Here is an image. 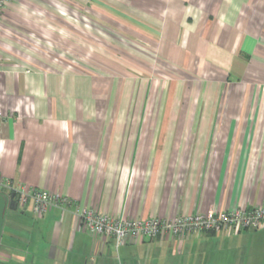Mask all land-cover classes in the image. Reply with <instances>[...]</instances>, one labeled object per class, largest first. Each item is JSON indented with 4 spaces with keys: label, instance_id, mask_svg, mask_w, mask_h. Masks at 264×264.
I'll return each mask as SVG.
<instances>
[{
    "label": "crops",
    "instance_id": "1",
    "mask_svg": "<svg viewBox=\"0 0 264 264\" xmlns=\"http://www.w3.org/2000/svg\"><path fill=\"white\" fill-rule=\"evenodd\" d=\"M1 28L5 178L116 218L264 207V0H11ZM0 264H264V230L116 248L16 207Z\"/></svg>",
    "mask_w": 264,
    "mask_h": 264
},
{
    "label": "built area",
    "instance_id": "2",
    "mask_svg": "<svg viewBox=\"0 0 264 264\" xmlns=\"http://www.w3.org/2000/svg\"><path fill=\"white\" fill-rule=\"evenodd\" d=\"M11 0H0L1 19L5 6ZM0 195L6 199L13 196L15 206L28 210L36 216L45 214L52 207L73 208L84 229L95 236L109 237L118 248L130 241L153 240L162 235L180 237L185 234L220 233L229 230H264V207H252L218 213H196L172 219L116 218L96 210L80 208L67 197L35 188H28L5 178L0 173Z\"/></svg>",
    "mask_w": 264,
    "mask_h": 264
},
{
    "label": "water",
    "instance_id": "3",
    "mask_svg": "<svg viewBox=\"0 0 264 264\" xmlns=\"http://www.w3.org/2000/svg\"><path fill=\"white\" fill-rule=\"evenodd\" d=\"M15 201L13 200V196L11 195L9 199L4 198L0 195V236H1V230L4 220V212L6 209L8 210H15Z\"/></svg>",
    "mask_w": 264,
    "mask_h": 264
},
{
    "label": "rangeland",
    "instance_id": "4",
    "mask_svg": "<svg viewBox=\"0 0 264 264\" xmlns=\"http://www.w3.org/2000/svg\"><path fill=\"white\" fill-rule=\"evenodd\" d=\"M8 213V211L6 212V214Z\"/></svg>",
    "mask_w": 264,
    "mask_h": 264
}]
</instances>
